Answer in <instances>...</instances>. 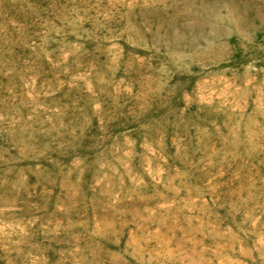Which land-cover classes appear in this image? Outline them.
<instances>
[{
    "label": "rangeland",
    "instance_id": "1",
    "mask_svg": "<svg viewBox=\"0 0 264 264\" xmlns=\"http://www.w3.org/2000/svg\"><path fill=\"white\" fill-rule=\"evenodd\" d=\"M0 264H264V0H0Z\"/></svg>",
    "mask_w": 264,
    "mask_h": 264
}]
</instances>
